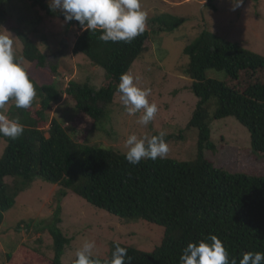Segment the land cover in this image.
<instances>
[{"label":"trees","instance_id":"16d2710c","mask_svg":"<svg viewBox=\"0 0 264 264\" xmlns=\"http://www.w3.org/2000/svg\"><path fill=\"white\" fill-rule=\"evenodd\" d=\"M6 1L9 0H0V4ZM29 1L47 15L64 20L59 10H50L49 0ZM185 21L183 17L163 14L148 26L152 31H172ZM71 22L80 31L73 53L83 54L103 68L104 83L96 88L89 82L71 81L64 90L54 84H39L16 57L34 83L37 95L28 109L17 108L14 99L6 103L10 105L8 118L19 121L24 132L15 140L0 135L7 143L0 156V227L17 196L34 180L43 179L60 185L49 226L53 236L52 264H65L62 256L72 241L59 226L61 202L69 191L115 216L142 219L164 229L160 244L153 250L112 243L106 255H92L100 264L110 262L117 244L128 250L131 264H181L180 256L187 245L207 241L209 235L222 241L229 259H236L237 264L246 252H264V177L228 172L205 156L206 150L215 148L210 125L229 116L249 131L253 151L264 155V56L208 29L202 30L183 49L189 60L190 89L198 98L185 128L198 131L196 157L184 161L171 157L145 159L132 165L125 153L87 145L84 140L107 119L120 76L128 73L144 53L151 30L147 26L130 43L104 42L99 30L85 31L77 21ZM12 30L22 42L23 57L37 67H47V55L38 45L19 27ZM210 68L225 72L226 79H207L205 73ZM50 69L56 72V68ZM64 95L75 100L77 114L71 129L74 133L80 131L79 141L57 118H48L53 104ZM171 138L175 135L164 140Z\"/></svg>","mask_w":264,"mask_h":264},{"label":"rangeland","instance_id":"374dc122","mask_svg":"<svg viewBox=\"0 0 264 264\" xmlns=\"http://www.w3.org/2000/svg\"><path fill=\"white\" fill-rule=\"evenodd\" d=\"M141 10L147 12V26L154 18L172 14L186 19L172 31H152L144 53L133 63L128 74L141 89H151L150 103L158 107L153 120L147 125L137 121L143 110L128 115L114 96L107 119L98 124L84 140L87 145L114 149L126 153L124 141L131 134L138 138L151 137L163 132L167 140V157L190 160L197 155L198 131L185 128L198 98L191 91L187 74L188 57L183 49L204 29L238 43L264 56V0H140ZM0 30L14 37L15 56L19 58L39 84H54L64 90L71 81L89 82L96 88L104 83L105 70L94 65L85 55L74 54L73 46L80 31L72 23L47 15L29 0H9L0 4ZM19 27L47 55V67H37L23 57V45L12 30ZM56 68L52 72L50 68ZM207 79L224 81L226 73L207 69ZM9 104L3 111L7 115ZM77 114L75 100L64 95L53 104L48 118H57L79 141L80 131L73 132L72 121ZM214 149L205 156L217 167L228 172H242L264 177V155L253 151L249 131L234 117L217 119L210 125ZM6 140L0 138V156ZM10 178L7 181L10 182ZM60 185L36 179L21 192L15 205L4 214L0 227V264H52L53 236L49 226L53 221L56 194ZM59 226L72 239L66 245L62 261L72 263L83 244L94 242L92 255H106L112 243L126 244L150 251L160 244L163 227L142 219L118 217L97 208L72 191L62 199ZM34 219V222H30ZM29 223V224H28Z\"/></svg>","mask_w":264,"mask_h":264},{"label":"clouds","instance_id":"9594fccd","mask_svg":"<svg viewBox=\"0 0 264 264\" xmlns=\"http://www.w3.org/2000/svg\"><path fill=\"white\" fill-rule=\"evenodd\" d=\"M50 10H59L64 23L77 21L82 30L101 32L100 40L104 42L130 43L147 27V12L141 10L140 0H49ZM120 101L128 115H136L143 110L138 119L140 125L147 126L158 112L155 103H150L148 97L151 89H141L134 82V77L128 73L120 76L117 87ZM34 83L27 71L17 60L14 49V37L3 29L0 30V109H4L10 99H14L17 108L28 109L36 97ZM24 132V126L17 120L9 119L0 111V135L13 140ZM164 133L150 138H138L131 134L124 141L127 149L125 159L132 165L142 160L164 159L169 153V146L164 140ZM210 241V242H208ZM94 242L86 241L76 252L74 264H100L92 258ZM127 249L115 245L110 262L106 264H131ZM181 264H237L236 259H229V252L222 241L215 235H209L208 240L189 243L180 256ZM239 264H264V252H246Z\"/></svg>","mask_w":264,"mask_h":264}]
</instances>
